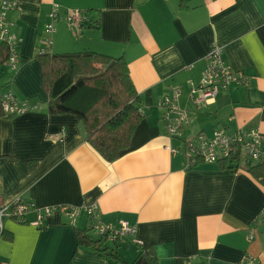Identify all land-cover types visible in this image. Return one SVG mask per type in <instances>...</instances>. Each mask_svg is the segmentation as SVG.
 <instances>
[{"label":"crops","instance_id":"0c3cea01","mask_svg":"<svg viewBox=\"0 0 264 264\" xmlns=\"http://www.w3.org/2000/svg\"><path fill=\"white\" fill-rule=\"evenodd\" d=\"M8 1L15 2L7 18L20 40L19 57L14 72L0 68V89L36 109L11 118L0 111V207L24 200L34 210L25 224L4 221L0 263L118 264L78 247L76 231L90 222L83 213L71 220L55 212L40 226L29 224L43 208L95 205L101 223L116 227L125 220L136 227L133 237L108 244L125 264L139 247L152 249L158 264H242L246 257L264 264V188L246 167H189L183 151L172 153L182 144L166 136L159 109L162 97L180 86L178 105L193 117L185 137L221 128L264 135V0ZM53 6L61 16L53 55L94 52L122 57L128 66L142 120L111 163L87 143L75 116L47 112L36 56ZM77 11L89 23L67 21ZM212 45L248 76L249 86L232 85L215 102L196 107L187 82L199 81Z\"/></svg>","mask_w":264,"mask_h":264},{"label":"built area","instance_id":"2783aa9c","mask_svg":"<svg viewBox=\"0 0 264 264\" xmlns=\"http://www.w3.org/2000/svg\"><path fill=\"white\" fill-rule=\"evenodd\" d=\"M15 8V2L8 0L0 1V42L6 44L9 49V57L6 67L14 72L18 65V48L20 40L12 32L13 23L8 20L7 15ZM49 23L45 26L42 43L43 50L39 54L51 53L53 35L55 33L54 23L61 19L58 8L53 6L49 14ZM67 21L77 24L86 23V19L81 12H72L66 16ZM205 65L201 72L199 81L187 82V98L194 106L208 105L215 102L216 97L221 92H226L232 85L242 88L249 86V78L242 72L233 70L223 59V50L219 46L212 45L205 57ZM183 89L180 86L171 88V94L162 97L159 103L161 110L160 121L165 134L170 139L179 140L181 148H172V153L176 154L180 150L186 158L189 167L198 164H221L236 166L239 170L249 164H258L264 168V135L255 129L241 130L230 134L224 129H216L211 136L204 132H198L190 138L185 137V130L192 122L193 117L187 109L178 105ZM36 109V106L27 101L20 100L7 87L0 91V110L5 117H16L24 115ZM20 200L0 207V234L3 232V223L6 219L16 215L17 212L24 211L25 206L13 209V206ZM61 212L71 220L79 214H85L89 219V227L92 228L96 236L105 237L108 241L114 239H129L136 233V227L130 225L125 220H119L117 226L105 225L98 220L97 207L90 206H54L43 208L37 211L35 220L30 224L39 226L41 222L52 213ZM262 215L260 214L259 217ZM249 240L253 235H249ZM242 264H259L258 259L246 257Z\"/></svg>","mask_w":264,"mask_h":264},{"label":"trees","instance_id":"16d2710c","mask_svg":"<svg viewBox=\"0 0 264 264\" xmlns=\"http://www.w3.org/2000/svg\"><path fill=\"white\" fill-rule=\"evenodd\" d=\"M83 16L87 18V14ZM96 25L93 23V26ZM8 57V46L0 42V68L4 64L6 66ZM36 58L41 68L42 87L48 98L47 112L51 115L75 116L85 129L87 143L106 162L115 161L128 148L142 120L141 109L137 106L139 96L125 60L94 52L61 55L43 53L37 54ZM220 166L229 171L238 170L236 166L226 163ZM245 171L264 188V168L261 165L249 164ZM21 205L25 206L24 211L8 219L25 224V216L34 207L20 200L13 209ZM94 234L91 227L76 231L78 247L90 248L115 263L125 264L116 249L108 247L109 243H116L120 239L108 241ZM131 264H158V260L152 249L139 247L138 255Z\"/></svg>","mask_w":264,"mask_h":264}]
</instances>
